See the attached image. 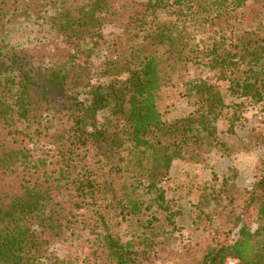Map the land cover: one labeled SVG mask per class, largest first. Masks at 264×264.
Segmentation results:
<instances>
[{
  "label": "trees",
  "instance_id": "trees-1",
  "mask_svg": "<svg viewBox=\"0 0 264 264\" xmlns=\"http://www.w3.org/2000/svg\"><path fill=\"white\" fill-rule=\"evenodd\" d=\"M171 9L179 20L162 21ZM124 13L111 42L103 28ZM263 18L264 0H0V264H73L57 247L78 229L90 237L82 264H157L181 214L162 184L177 161L231 156L224 135L239 121L219 129L224 94L187 78L188 64L262 105L264 124ZM23 20L42 21L54 39L5 50ZM169 84L205 107L165 121L158 96ZM239 140L243 152L264 150V125ZM234 178L214 199L234 207L241 195L237 238L216 230L195 264H264V152L250 189Z\"/></svg>",
  "mask_w": 264,
  "mask_h": 264
},
{
  "label": "rangeland",
  "instance_id": "rangeland-1",
  "mask_svg": "<svg viewBox=\"0 0 264 264\" xmlns=\"http://www.w3.org/2000/svg\"><path fill=\"white\" fill-rule=\"evenodd\" d=\"M176 11L171 9L161 12L159 18L162 21H177L179 16ZM124 20L125 13L115 23L104 26L103 30L109 35L111 42L121 34ZM262 21L264 25V18ZM203 30L200 24L193 28L195 33ZM54 36L53 30L42 21L23 20L4 36L2 45L5 50L22 49L41 41L52 40ZM103 50L99 48L95 51L96 64L101 63L106 51ZM108 53L111 56L114 55V48L112 47ZM186 77L207 80L220 87L229 107L219 122L221 131L227 132L232 118L238 117L239 121L235 124L236 135H224L231 156H222L221 153L214 151L198 162L177 161L170 178L162 184L170 205L181 214L177 218L178 229L174 233L172 242L164 245L165 251L159 253L157 264H195L202 257L207 246L212 245L214 239H220V236L215 235L216 230L232 232L228 243L237 238L238 223L235 220V214L239 212L241 195L237 196L238 202L234 207L224 198L215 200L214 197L219 195L218 191L223 179L230 175L235 176L234 181L241 193L250 189L259 175V165L264 152L263 149L243 152L242 143L239 140L246 137L251 130L264 125L262 105L231 97L228 84L218 82L217 74L202 65L188 64ZM182 91L180 84L176 86L169 84L159 93L158 105L165 121L186 117L205 107L206 103L201 96L186 98L182 96ZM50 94L59 97L60 90L51 89ZM240 103L243 105L240 106ZM236 104L238 105L235 106ZM159 215L162 219L163 215ZM251 227L255 229L257 225L252 223ZM89 241V235L78 229L68 241L59 244L57 248L59 253L70 259L73 264H82L84 259L90 258Z\"/></svg>",
  "mask_w": 264,
  "mask_h": 264
},
{
  "label": "built area",
  "instance_id": "built-area-1",
  "mask_svg": "<svg viewBox=\"0 0 264 264\" xmlns=\"http://www.w3.org/2000/svg\"><path fill=\"white\" fill-rule=\"evenodd\" d=\"M228 264H235V262L234 261H230Z\"/></svg>",
  "mask_w": 264,
  "mask_h": 264
}]
</instances>
